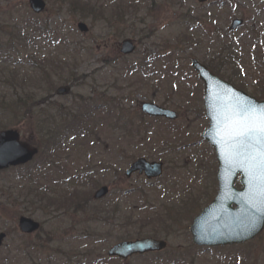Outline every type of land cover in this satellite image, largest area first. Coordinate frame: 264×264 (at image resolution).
Instances as JSON below:
<instances>
[{"label": "rangeland", "instance_id": "1", "mask_svg": "<svg viewBox=\"0 0 264 264\" xmlns=\"http://www.w3.org/2000/svg\"><path fill=\"white\" fill-rule=\"evenodd\" d=\"M74 1L79 6H91L94 11H83L78 3L72 6ZM44 2L45 12L34 16L27 0H0V20L6 19L10 26L8 17L17 23L27 22L21 27L19 39L12 36L8 53L3 52L6 48L0 52V94L10 98L1 81L8 79L12 72L18 79H32L38 76L40 62L47 70L66 65L72 81L53 80V88L40 110L59 119L68 110L79 112L77 115L87 112L84 121L92 116L97 131L90 138L67 135L63 142L47 148V132L39 131L35 117H31L35 109L24 117L16 109L15 119L12 115L8 121L0 115V121L19 132L21 141L39 149L38 156L27 165L0 172V204H3L0 233L6 234L0 248V264H29L38 257L42 263L61 264V257L53 253L54 244L46 240L51 238L48 232L63 230L72 223L80 224L85 214L47 215L38 212L34 202L37 192L38 197L42 194L55 197L74 191L86 197L90 211L97 207L110 213L115 228L111 235L106 233L104 243L83 241L67 247L65 253L74 261L71 264L89 255L98 264H123L120 260L108 259L106 251L116 243V238L128 232L123 224L126 215L138 219L135 229L149 217L153 219L150 227L167 233L164 234L167 248L163 252L157 256L130 258L128 264H264V230L248 243L210 248L205 252L192 245L188 232L193 217L216 192L214 154L200 138L207 127L203 86L192 71L190 60L206 64L219 46L231 45L239 58L233 68L221 69L223 80L250 97L264 100V0L216 3L207 0L204 4L196 0ZM117 5H122V13L125 12L120 21L114 19L111 11ZM189 13L198 20L195 30H189L181 21ZM233 19H242L243 25L229 32ZM33 22L39 32L28 28ZM78 23H84L88 32L80 33L76 28ZM125 39L135 45V51L129 56L119 54ZM6 41L1 38L0 44L8 47L10 42ZM62 77H67L65 72ZM41 86L42 89L37 88L42 90L37 101H41L46 89ZM59 87L67 89L66 94L55 96ZM18 94L13 92L14 96ZM79 99L87 104L80 110ZM142 102L174 111L178 119L153 122L141 114ZM55 109L61 114H55ZM53 154L60 167L43 173L35 170L41 161L50 163ZM137 158L162 162V177L150 183L137 175L125 179L124 171ZM103 185L109 187L110 193L94 203L91 196ZM132 189L142 190L143 195L122 194ZM33 192V197L29 196ZM20 216L43 224L39 241L34 238L35 234L30 235L33 243L21 240L17 228ZM159 219L167 221L161 224ZM150 227H143V232H148ZM41 242L51 246L43 255L29 246Z\"/></svg>", "mask_w": 264, "mask_h": 264}, {"label": "water", "instance_id": "2", "mask_svg": "<svg viewBox=\"0 0 264 264\" xmlns=\"http://www.w3.org/2000/svg\"><path fill=\"white\" fill-rule=\"evenodd\" d=\"M205 1L197 0L200 4ZM28 6L34 14H40L45 9L43 0H28ZM241 25V20H233L229 30H235ZM77 28L82 33L87 32V27L82 23H79ZM133 51L134 46L131 41L125 40L121 43V54L129 55ZM191 68L203 84V106L205 118L208 120V128L203 132L201 138L213 148L218 165L216 172L218 192L214 200L193 219L189 228L192 242L196 246L207 247L240 244L253 239L263 230L264 214H256L254 224L250 225L247 221L251 204L256 202L257 188L249 167L243 163L244 158L238 155L226 140V131L230 123L227 117L238 113L241 105L249 107L257 113L264 111V101L257 102L221 81L195 59L191 60ZM66 92V89L60 88L57 94L61 95ZM140 110L148 117L164 118L170 121L177 118L175 112L160 108L152 103H142ZM36 153V149L19 141L17 131L0 132V170L24 165L31 161ZM135 173L143 174L148 180L159 178L162 174V164L148 162L144 158H140L129 166L124 176L129 178ZM237 175L241 176L239 182L242 188L240 190L234 188ZM107 193V187H101L95 192L93 199L100 200ZM38 228L39 224L31 219L21 217L18 220V229L22 234H32ZM4 237V234H0V246ZM165 246V242L154 239L121 242L111 247L107 256L126 261L135 255L161 251Z\"/></svg>", "mask_w": 264, "mask_h": 264}, {"label": "trees", "instance_id": "3", "mask_svg": "<svg viewBox=\"0 0 264 264\" xmlns=\"http://www.w3.org/2000/svg\"><path fill=\"white\" fill-rule=\"evenodd\" d=\"M72 6H77L75 2L71 3ZM81 10L83 11H94L92 10L90 6L87 5H82L79 6ZM114 14V19L117 21H120L122 19V12L115 11L113 12ZM8 19L11 22V25H8V21L6 19L0 20V39L5 38L7 40L8 47H5L4 45L0 44V52H2L3 48H6L3 52L8 53V49L11 47V41H12V36L15 38L17 37L19 39V35L21 33V27L23 24H27L25 21H20L19 23L13 21L11 18L8 17ZM184 24H186V27L189 28V30H195L196 26L194 25L196 22L198 23V20L195 19V17L189 14H185V16L181 20ZM35 22L33 24H29L28 28L32 30V32L35 33V31L39 32V28L35 27ZM190 25V27H189ZM11 30V31H8ZM15 40V39H14ZM239 58L237 52L234 50V48H231V45H224L218 47L217 51H215L214 54L209 58L210 60L208 63H204L207 68L214 73L216 76H218L220 79H224V77L221 75V69L223 68H233L237 64V59ZM39 66V71H38V76L37 78H32L30 77H24L18 79L13 72L11 73V76H7L8 79L2 80L1 84L4 86L3 89L5 91H8L10 93V98H6L7 96H3L0 94V115H2V118L5 121H8V118L11 117L12 115L16 116V109L19 111L21 110V117H24L25 114H28L31 109H35V112L31 117H35V125H37V129L39 131H45L47 132L46 135V144L49 146L47 148H52L55 146V143L60 142V140L64 137V134L66 131L71 130V131H76V130H81L87 129L88 134L92 135L94 133L93 128L90 131V128H86V122H88V125L91 124L90 126L95 125L94 118L92 116L87 119V121H84L86 113H82L77 115V113L73 112L71 113L70 110H68V113L64 116V120H60V117H57L56 115L53 114H48L45 115L42 113V110H40L41 107L45 104L44 98L49 95L50 89L53 88V80H57V83H65L66 81H72L71 76L72 74L68 72V70L65 68L66 65H63L59 67L58 65H55L54 67H51L50 69H43L41 62L38 64ZM67 75V77H62L63 73ZM69 73V74H68ZM56 78V79H53ZM5 79V78H3ZM41 84L44 85L43 88H46L45 90L43 89V98L39 99L37 101L39 95L42 93L38 91L37 88H41ZM12 91V92H10ZM14 93L19 92L17 96L13 95ZM39 92V93H38ZM38 93V94H37ZM38 96V97H37ZM82 100V99H81ZM79 99L80 103L78 106V109L80 107H85L87 104L85 102H81ZM47 101V100H46ZM56 110V109H55ZM60 115L61 112L60 110H56L55 114ZM2 119V120H3ZM153 122H157V120L160 119H151ZM14 121V120H13ZM20 122V121H18ZM15 122L14 124L18 123ZM9 123V122H7ZM85 123V124H84ZM113 126V124H111ZM7 128H10L7 126L6 122L0 121V131L5 130ZM47 128V130H46ZM175 133V132H174ZM78 135V134H77ZM53 157L52 159L50 158V163L41 161L35 168L36 171H42L43 168L48 164L49 168H53ZM36 192V191H35ZM33 193H30L29 196L33 197ZM39 193L37 192V198L35 200V204L38 206L37 210L38 212H42L47 215H51L52 213L55 214L59 212L60 217H63L65 215H69V212L72 213H81L85 214V220L81 222L80 224H70L67 228L60 230V229H53L50 230L49 236L51 238H47L46 240L51 241L49 244H54L52 248H55L53 252L55 256L61 257V264H71L72 261L69 256L66 255L65 251L67 250V247H71L72 245L78 243V242H94V243H104L105 240L107 239V235H111L113 232V229L115 228L113 221H110V213L107 211H104L102 209H97L95 207L92 211L89 210L88 202H86V197L84 198L83 196L80 197L77 192H67V193H60L57 196H47L45 194H42V196L38 197ZM123 195H139L142 196L143 192L142 190H133L132 192H128L126 194L123 193ZM122 195V196H123ZM3 209V204H0V211ZM87 213V214H86ZM108 213V214H107ZM148 221L146 222H139L140 226L135 229L136 225H138V219L134 218L132 215H126L123 219L126 227V234L121 235L120 238H116V242L119 241H125V240H132V239H137V238H145V237H153V238H165L167 234L163 230H156L155 228L150 227L153 225V220L152 218L147 217ZM155 218H158L155 217ZM135 219V220H134ZM164 220L166 219H159V223H164ZM167 221V220H166ZM79 225H85L81 229L76 226ZM150 225V226H149ZM147 228L150 227V230L148 232H143L142 228ZM162 228V226H161ZM79 229V230H77ZM133 231H132V230ZM135 229V230H134ZM77 230V232H76ZM131 230V231H129ZM44 228L43 224L41 225L38 233L35 235V239L39 241L41 239L40 235L43 233ZM91 231V232H89ZM48 235V234H47ZM21 240L26 241V240H31L33 243V240L29 236H23L19 235ZM56 242V243H54ZM43 242L36 244V246H31L33 247L34 251L39 252V255H43V252L45 249H48L49 246L48 244H42ZM49 259V257L47 258ZM29 261V260H28ZM75 263L77 264H98V262L92 261V257L89 256H84L82 260H78ZM29 264H50V263H42L40 261V258L38 259H31V262Z\"/></svg>", "mask_w": 264, "mask_h": 264}, {"label": "snow or ice", "instance_id": "4", "mask_svg": "<svg viewBox=\"0 0 264 264\" xmlns=\"http://www.w3.org/2000/svg\"><path fill=\"white\" fill-rule=\"evenodd\" d=\"M230 121L226 140L242 156L256 184V202L251 204L248 223L254 224L256 214H264V111L259 113L246 106L227 117Z\"/></svg>", "mask_w": 264, "mask_h": 264}, {"label": "flooded vegetation", "instance_id": "5", "mask_svg": "<svg viewBox=\"0 0 264 264\" xmlns=\"http://www.w3.org/2000/svg\"><path fill=\"white\" fill-rule=\"evenodd\" d=\"M75 3H78V5H79V2H75ZM122 5H117V6H115V7H113V9H112V11H118V12H122ZM204 252L205 251H207V250H209L208 248H203L202 249ZM159 253H161V252H159ZM159 253H152V254H147L146 256H157V254H159Z\"/></svg>", "mask_w": 264, "mask_h": 264}]
</instances>
